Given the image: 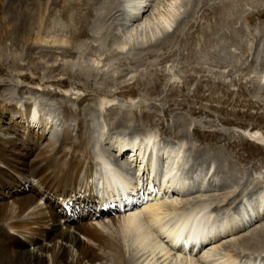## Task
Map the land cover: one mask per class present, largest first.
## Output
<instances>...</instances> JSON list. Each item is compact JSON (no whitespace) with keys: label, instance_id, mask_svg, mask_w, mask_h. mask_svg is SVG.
Masks as SVG:
<instances>
[{"label":"bare ground","instance_id":"obj_1","mask_svg":"<svg viewBox=\"0 0 264 264\" xmlns=\"http://www.w3.org/2000/svg\"><path fill=\"white\" fill-rule=\"evenodd\" d=\"M118 1L120 0H105L100 4L97 0H0V50L8 51V43L11 47L23 44L28 48L27 55L30 58V64L34 67H38L39 64L32 59L31 55L35 50H40L41 56H44L43 43L56 47L55 49L64 57L74 59L81 53L75 48L89 34L87 25H90L91 20H94L93 29L95 30V36H92V39L100 43L107 42L110 27L105 32V26L118 12H121L122 2L118 3ZM128 1L129 11L124 9L123 14L125 21L132 23L133 26L144 19L149 0ZM181 1L172 0L163 6L164 10L158 8L157 14L148 18L146 16L140 24V30L145 32L146 38V42L142 44L143 47L148 45V48L152 49L161 46L166 42L165 40H174L175 36L171 32L180 20ZM78 3L82 5L78 13L79 19H76L75 14L70 16V13ZM94 10L99 12L92 19ZM60 15L64 19L70 17L68 29L62 34L58 33L60 30L52 31L58 24ZM220 15V22L226 25L229 22L226 9ZM79 24L80 28H77ZM101 31H104L103 36L99 38L98 34ZM212 33L203 31L204 46H211ZM121 38L114 37L112 42L121 44ZM162 39L163 42H161ZM109 46H111V39L107 47ZM93 57H96L94 63L100 65L103 54ZM11 64L14 65L12 67L14 70L22 74L24 67L17 64L15 59ZM88 67L79 68L76 72L86 82L84 87L91 88L88 77L93 76L95 72L93 67ZM60 68L52 66L49 72L59 71ZM6 72V69L0 65V73ZM20 79L24 83L28 82L39 88L38 92H43L39 97L56 96L58 98L59 94L46 92L45 88L48 86L68 87L64 84L50 83V81L42 83L23 77H19ZM160 80L159 77L152 81L141 80L136 83L142 84L147 93H155L161 85ZM7 85L6 81L4 83L0 81V91ZM16 87L17 92L24 91L23 87ZM214 89L213 86L210 88V90ZM258 90L257 93H264V84L261 83ZM94 91L96 96L91 99L92 101L88 100L89 95L84 92L81 94L83 97H77L78 111L74 120L76 135L73 141L70 140L69 129H63L57 138L46 137L49 128L48 116L51 115L50 109H47L49 99L44 101L42 97L41 101L27 100L19 108L14 102H8L4 95L0 96V264H139L140 261L141 264H210L209 259L212 254L210 252L220 247L225 248L227 252L222 261L219 260L217 264H261L262 261L260 263L257 261L259 259H245L246 253H237L234 246L237 244L247 246L254 252L264 248V227L260 223L261 227L257 228L251 221L252 217H257V222L264 220V183L257 189L261 192L256 191V194L252 192L253 195H249L251 198L258 195L256 205L254 204L255 207L250 211L241 213V210L235 211L234 208V212H228L230 210L226 208L223 210L214 208L207 214L205 211L213 206L211 202L209 204L188 202L186 203L188 206L180 207L185 203L182 200L179 202L178 199L189 197L190 192L187 194V190L192 188L191 185L187 188L185 182L181 183V178L172 176L173 170H176L177 164L181 161L182 145L178 150L171 148V152H166L170 159L171 154H174L173 159L179 160L177 164L171 162V167L174 168L171 172L164 174L158 168L159 165L155 162L157 160H154V157L157 159L156 151H158L154 134L143 131L144 129L140 132L133 130L129 135L132 136L131 141L135 144L130 146L126 143L130 137L128 131L118 130L131 129L128 125L134 119L126 112L128 110L121 106L109 107L116 96L122 95L100 92L101 90ZM9 95L13 94L10 92ZM211 95H214V91ZM126 98L134 103L136 101L145 103V100L138 99L133 94ZM66 103L61 104H64V110L69 113L70 108ZM43 106L46 108L42 109ZM44 111L48 114L45 115ZM104 112L108 115L113 114V118L109 121L112 120L114 130L121 131L117 133L114 141L118 144L115 148L120 150V156H125L124 151L129 148L135 153L137 148L135 145H140L137 151L140 152L139 158L141 154L143 165L148 166L150 171H158L155 175L156 180L152 178L151 185L154 186V183L160 185L159 193L162 196L157 193L159 196L152 197L155 188H150L151 191L148 193L144 192L147 189L143 185L145 179L136 177L135 182L132 178L135 174H129L132 170L129 169L130 163L122 164L115 157L112 163L115 162L113 164L120 168L127 167L128 173H121L114 167L110 169L116 174L117 181H111L104 176L103 170L108 165L104 154L96 152L95 133H91L92 122ZM199 112L203 111L199 110ZM148 115L143 113V119L150 117ZM89 117L91 121L88 120ZM34 121L39 126L41 134L30 126ZM186 125L185 121L177 122L179 128H185ZM96 134L99 135V132L96 131ZM249 134L250 139L256 140L257 144L264 147V136H259L261 134L258 130H250ZM200 136L202 137L199 133ZM199 152L195 155L197 156ZM148 153L147 160L150 158V162H145L144 157ZM203 155L206 154L203 153ZM136 156L134 154L133 158L135 159ZM140 175L143 176L141 172L138 176ZM97 176L102 180L107 196L121 195L122 191L126 194L129 190L130 193L126 194L128 203L121 199L122 202L118 201L119 206L116 204L115 208H104L102 201L95 196L92 188V182ZM161 179H163L162 184ZM131 185L132 191L136 190L134 193L131 191ZM120 186L122 189H117ZM193 187L195 188V185ZM142 190L141 200L137 197H140ZM165 194L170 195L166 197ZM242 200L244 202V198ZM243 204L241 203V207H238L243 208ZM97 208H101V211L97 212ZM243 229L246 231L241 234ZM256 232L260 233L259 238H256ZM220 241L223 242L220 243ZM136 251L141 254L138 258Z\"/></svg>","mask_w":264,"mask_h":264},{"label":"rangeland","instance_id":"obj_2","mask_svg":"<svg viewBox=\"0 0 264 264\" xmlns=\"http://www.w3.org/2000/svg\"><path fill=\"white\" fill-rule=\"evenodd\" d=\"M127 1H118V3L122 2L121 12H118L115 16L117 18L114 17L105 26V32L110 27L106 43L104 41H101L103 43L96 42L92 39V36H95V30L93 29L94 20H91L90 25H87L89 34L75 48L81 53L74 59L64 57L55 49L56 47L43 43L45 55L41 56L40 50H35L31 55L32 59L39 64L38 67H34L30 64L27 46L20 44L17 47H11V44L8 43V51L0 50V65L7 71L5 74L0 73V81L8 83L5 88L1 89L0 96L4 95L8 102H14L19 108L27 100L41 101L42 97L44 101L49 99L47 109H50L51 115L48 116L49 128L46 137L57 138L63 129H69L70 140L73 141L76 135L74 120L78 111L77 99L83 97L81 94L83 92L88 94L87 98L91 100L96 96L94 90L118 93L122 96H116L109 107L121 106L128 110L125 111L134 118L128 125L131 126V129L118 130L128 131L130 137L126 143H129L130 146L135 144L131 141L132 136L129 135L133 130L140 132L141 129H144L143 131L146 130V132L154 134L156 150H158L156 151L157 159L154 157V160H157L155 162L164 174L171 172L174 168L171 167L173 162L177 164V160H179L173 159L174 154H171L170 159L166 152H171V148L178 150L182 145L181 161L177 164L176 170H173L172 176H176L177 179L181 178V183L185 182L187 188L189 186L187 181H192L191 186L195 185V188L189 191L190 198L188 196L182 197L183 199L176 198L179 202L182 200L185 203L180 207L188 206L186 205L188 202L193 204L195 202L198 204L211 202L213 206L205 211L207 214L214 208L219 210L226 208L230 210H227L228 212H234V208L239 212L240 210L250 211L255 207L258 195L253 198L249 195L256 194V191L261 192L257 189L264 183V147L257 144L256 140L249 138L250 130H258L261 134L259 136H264V93H257L259 85L264 84V0H182L180 20L171 32L175 36L174 40H165L166 42L161 46L152 49H149L148 45L144 47L142 45L146 42V38L145 32L140 30V24L143 23L146 16L148 18L157 14L158 8L164 10L163 6L172 0H149L148 11L145 13L144 19L133 26L132 23L125 21L123 14L124 9L129 11L130 6H127ZM97 2L101 4L105 0H97ZM81 5L82 3L76 4L71 9L70 16L75 14L76 19H79L78 13H80ZM225 9L228 12L229 22L222 25L220 14ZM97 12L99 10H94L92 19ZM61 16L58 18V24L52 29V31L60 30L59 34L66 32L70 20V17L64 19ZM123 26H127V28H123ZM77 28H80V24ZM137 29L139 30L136 33ZM203 31L213 32L211 46H204ZM103 32L98 34L99 38L103 36ZM114 37L117 39L122 37L121 44H114L112 42ZM110 39L111 46L107 47ZM163 41L162 39L161 42ZM99 54H103L100 65L94 63L96 57H93L94 55L99 56ZM13 59L24 67L22 74L12 68L14 66L11 64ZM52 66L61 68L59 71L49 72ZM88 66L93 67L95 72L93 76L88 77L91 88L84 87L86 82L76 72L79 68ZM19 77L30 81L38 80L42 83L50 81V83L64 84L68 87L48 86L45 88L46 92L57 93L59 94L58 98L56 96L39 97L43 92H38L39 88L28 84V82L24 83L21 79L19 80ZM159 77L161 78L159 92L147 93L142 84L136 83L141 80L152 81ZM104 80L108 82L105 83ZM16 86L23 87L24 91L17 92ZM212 86L215 88L214 90H210ZM212 91H214L213 96L211 95ZM10 92L13 95H9ZM132 94L138 99L145 100V103H139V101L134 103L126 98ZM62 102H67L66 104L70 108L69 113L64 110ZM43 108L46 107L43 106ZM191 109L193 110L191 111ZM199 110L203 112L201 113ZM143 113L149 114L150 117L143 119ZM44 114L46 115L48 112L44 111ZM110 118H113V114L108 115L104 112L92 122L91 133H95L94 148L96 152L103 153L105 159L111 160L115 157L122 164H131L132 162L135 176L131 177L134 181L136 182V177L145 179L143 185L147 189L144 192L148 193L151 191L150 188H155L152 197L159 196L161 186L157 183H154V186L151 185L152 178L156 180L155 175L158 171H150L148 166L143 165L141 154L139 158L140 152L137 151L140 145H135L137 147L135 153L130 148L124 151L125 156H120L119 149H117L119 152L117 155L114 151L112 152V149L118 145L114 142L117 133L121 131L113 129V122L109 121ZM89 119L91 121V117ZM179 120L187 123L185 128L177 126ZM30 126L41 134L36 121ZM96 131L100 136L96 134ZM199 133L202 135L201 138ZM139 140H141L140 137ZM138 142L140 143V141ZM108 150H111V153ZM198 151L201 154L198 153L196 156ZM134 154L137 155L136 162L133 158ZM218 155L220 156L218 157ZM148 156L149 153L144 157L146 158L145 162H150V158L147 160ZM127 159H129V163L126 162ZM125 169L128 170L127 167ZM140 172L143 176H138ZM97 175L99 176V173ZM162 176L163 174L161 178ZM125 181L127 182V180ZM162 181L163 179H161V184ZM132 188L131 185V191ZM202 190L205 191L202 192ZM128 191L126 194L130 193ZM135 191L133 190L132 193ZM142 193L143 190L140 192V197H136L142 200ZM169 195L165 194L166 197ZM173 198L175 199V197ZM173 198L171 197V199ZM242 198H244V202ZM241 203H244L242 209H240ZM58 204L60 205V202ZM260 223L264 227V220L254 225L260 228ZM245 231L246 229H243L240 233H245ZM257 232L256 238H259L260 233ZM234 247L237 253H246L245 259H259L258 263L262 261L261 264H264V248L259 252H254L247 246L237 244ZM226 252L223 247L211 251L209 263H219L218 261H222ZM135 253L138 255L137 258L140 257L141 254H138V251Z\"/></svg>","mask_w":264,"mask_h":264}]
</instances>
